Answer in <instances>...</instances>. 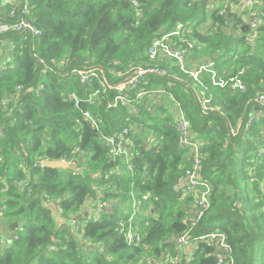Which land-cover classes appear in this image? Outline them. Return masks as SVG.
<instances>
[{"label": "trees", "instance_id": "1", "mask_svg": "<svg viewBox=\"0 0 264 264\" xmlns=\"http://www.w3.org/2000/svg\"><path fill=\"white\" fill-rule=\"evenodd\" d=\"M19 1L13 16L9 2L0 4V24L21 17ZM135 1L29 0L41 34L0 32V227L9 234L0 235V264H217L220 249L199 239L210 233L225 236L233 264H264V106L255 101L264 93V23L252 30L246 11L208 9L206 0ZM176 29L170 43L191 67L212 63L245 89L213 86L207 73L199 84L160 57L167 75L125 93L136 115L109 107L118 84L155 66L152 43ZM89 69L100 77L82 84L74 71ZM100 79L109 89L90 102ZM181 115L209 188V208L193 226L198 193L174 190L193 162L179 143ZM103 136L127 142L128 157L111 160ZM71 160L81 174L41 164ZM133 199L129 243L118 222ZM186 233L196 244L188 255L175 242Z\"/></svg>", "mask_w": 264, "mask_h": 264}, {"label": "built area", "instance_id": "2", "mask_svg": "<svg viewBox=\"0 0 264 264\" xmlns=\"http://www.w3.org/2000/svg\"><path fill=\"white\" fill-rule=\"evenodd\" d=\"M3 2H9L12 6L10 9L8 16H13L15 12V7H17L20 3L19 0H0V4ZM247 5L249 7L253 6V0H245ZM132 4L135 7H138V4L135 0H132ZM21 9H20V15L21 17L16 20L14 23L8 24L3 23L0 24V32H23L28 31L36 36H39L41 32L32 25L29 18L30 13V7H29V0H21ZM264 22V12L261 11L259 13H253L250 16V20L247 22V24L250 26L252 30L258 29ZM179 29L181 26L178 27ZM179 32L175 30L174 32L163 36L161 39L156 40L147 50L148 59L155 64V66H147V67H140L134 71V73L128 77L125 82L118 84L117 90L118 94L112 99V102L109 104V107L115 108V107H124L127 108L129 113L132 115H136L138 110L133 103V101L126 97V94L128 91H132L137 88L146 76L154 75L163 77L167 75V70L165 68H161L156 64V61L161 57L165 60H173L175 63V66L178 67V70L181 73L188 74L194 81L201 84L199 78L203 75V73L209 74L211 84L213 86L219 87V88H225L230 87L232 89H238L240 91H243L244 84L237 76L230 77L228 79H225L221 77L220 75H217V72L213 70V64L209 63L206 65H201L197 69L193 67L192 69H189V62L188 57L186 54V51L184 49H176L174 48L170 43V37L171 36H178ZM74 73L79 77L80 82L82 84H85L89 82L93 78L99 79V75L97 72L93 70H81V71H74ZM101 83V89H98L94 92H92L89 95V101L91 102L93 98H96L100 94H105L106 91H108L109 86L106 84L104 79H100ZM143 95V93H140L138 96ZM71 99L77 104V97L72 94ZM255 101L258 104H261L264 106V93L259 94L256 96ZM200 104L202 106L203 111L210 110L209 105L210 101L207 99L200 100ZM83 117L85 120H90L92 125L95 127V129H98L97 123L91 118V115L89 113H84ZM179 124H178V131H179V143L181 145L187 146L190 148L192 152V167L189 169H186L184 172V175L179 179L178 184L174 187V190L176 192H179L182 197H187L190 194L198 193V196L195 198L194 204H195V214L194 219L191 225L193 226L195 223H198L201 218L204 216L206 211L209 208V201H208V193L209 188L206 184L200 182L198 180V169L201 163V159L199 157V151H198V145L196 142L190 140L189 138V124L184 119V117L181 115L179 118ZM233 135H235V132L232 131ZM127 134V130L123 132V135ZM103 141L110 146L109 150V156L112 157L111 160H114L113 157H120L124 156L125 158L128 157V148L126 146L128 145L127 142H124L122 139H117L113 136H103ZM78 151V149H76ZM43 162H49V161H43ZM43 162L41 164L43 165ZM66 165L75 164L77 169L75 170L77 173L81 174L82 169L79 171L80 168H78V161L77 160H71V161H60ZM130 171L131 168H130ZM137 208L138 205L136 204L135 200L133 199L132 203V211L130 212V215L127 219H121L118 224L122 231L126 229V238L128 242L130 243L133 240V237L135 236V225H134V219L137 214ZM103 209L102 205L97 206V212H101ZM13 239H17L16 237ZM200 240L205 241L208 245H215L220 249V253H217L216 259L217 264H233V259L231 255V248L226 242V238L222 234L217 233H210L208 235L202 236L199 238ZM176 244L178 247L180 246H186L188 245V237L187 233L179 236L175 239Z\"/></svg>", "mask_w": 264, "mask_h": 264}, {"label": "crops", "instance_id": "3", "mask_svg": "<svg viewBox=\"0 0 264 264\" xmlns=\"http://www.w3.org/2000/svg\"><path fill=\"white\" fill-rule=\"evenodd\" d=\"M206 2L208 4L207 5L208 9L221 8V9L227 10V12H230L231 14H235V15H242L243 12L246 11L247 14L242 15V20L244 23H247L250 20V16L253 13H258V12L264 11V1L261 2V0H256L255 2L253 0L254 5L252 7H249L247 5V3L245 2V0H206ZM257 4L260 7L262 5V7L259 10L254 9V6H256ZM199 65L200 66L205 65V63H201ZM191 66L192 65H190V67ZM191 68H193V67H191ZM107 210H109V208ZM107 210H106V212H107ZM3 235H5V234H3ZM8 236H9V234H7L6 237H8ZM188 252H189L188 254H191V251L189 250V248H188Z\"/></svg>", "mask_w": 264, "mask_h": 264}, {"label": "water", "instance_id": "4", "mask_svg": "<svg viewBox=\"0 0 264 264\" xmlns=\"http://www.w3.org/2000/svg\"><path fill=\"white\" fill-rule=\"evenodd\" d=\"M248 28L245 26V28L242 31H246ZM44 166H48L50 168H63V169H68L71 171H75L77 169L75 164L71 165H66L62 162H43ZM79 217L74 218V221H76ZM17 227V224H13L9 226V231L13 232L14 229Z\"/></svg>", "mask_w": 264, "mask_h": 264}, {"label": "rangeland", "instance_id": "5", "mask_svg": "<svg viewBox=\"0 0 264 264\" xmlns=\"http://www.w3.org/2000/svg\"><path fill=\"white\" fill-rule=\"evenodd\" d=\"M264 0H261V2H263ZM253 5H254V3H253ZM261 7H262V5H261ZM258 4L256 5V6H254V9H257V10H259L260 8H261ZM179 26H181V25H179ZM179 26H177V29H179L178 27ZM181 28H182V26H181ZM180 28V29H181ZM176 29V30H177ZM178 31V30H177ZM179 32V31H178ZM172 37V36H171ZM170 37V38H171ZM188 62H189V66H190V61L188 60ZM145 79V78H144ZM143 79V80H144ZM142 80V81H143ZM141 85V84H140ZM202 99H206V98H202ZM82 168H80L79 169V171L81 170ZM112 204H114L113 202H112ZM109 210H111V207H109ZM109 210H107V211H109ZM7 233H8V231L5 229V227H4V225H2L1 227H0V235H3V234H5L4 236H7ZM75 232H73V234H74ZM195 247H196V244H194V243H191L190 245L188 244V245H186V247L182 250L183 252H184V254H187L188 255V248H189V250L191 251V252H193L194 251V249H195ZM187 249V250H186Z\"/></svg>", "mask_w": 264, "mask_h": 264}, {"label": "bare ground", "instance_id": "6", "mask_svg": "<svg viewBox=\"0 0 264 264\" xmlns=\"http://www.w3.org/2000/svg\"><path fill=\"white\" fill-rule=\"evenodd\" d=\"M112 158V157H111ZM116 158V157H113V159Z\"/></svg>", "mask_w": 264, "mask_h": 264}]
</instances>
